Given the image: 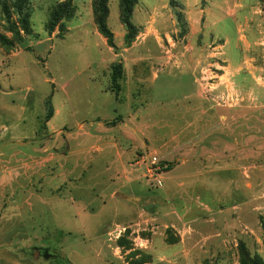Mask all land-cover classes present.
Here are the masks:
<instances>
[{
	"label": "rangeland",
	"instance_id": "rangeland-1",
	"mask_svg": "<svg viewBox=\"0 0 264 264\" xmlns=\"http://www.w3.org/2000/svg\"><path fill=\"white\" fill-rule=\"evenodd\" d=\"M27 1L0 42V264L264 261V0H138L129 45L109 0L116 49L92 0L52 33L62 0Z\"/></svg>",
	"mask_w": 264,
	"mask_h": 264
},
{
	"label": "trees",
	"instance_id": "trees-1",
	"mask_svg": "<svg viewBox=\"0 0 264 264\" xmlns=\"http://www.w3.org/2000/svg\"><path fill=\"white\" fill-rule=\"evenodd\" d=\"M138 0H118L119 17L121 23L124 25L126 32L124 34V42L129 45L133 37L138 32V28L131 21V16ZM109 0H92V15L98 32L105 38L109 47L116 49L113 31L107 23L109 15ZM27 0H13L12 8L17 14V21H10L8 11L7 30L11 33V37L0 33V42L7 47H13L16 42L22 38L21 32L29 34L31 32L29 22V12L27 11ZM75 5L73 0H62L57 3L51 10L48 20L45 22V29L48 33H52L57 27L60 32L66 30L64 21L69 20L75 14ZM122 75L121 62L112 65L111 82L112 87L116 92L119 90L118 80ZM48 118L51 116V111L47 114ZM239 262L240 264H264V261L257 254H251L247 247L241 242L238 245ZM144 259L131 260L130 264H143Z\"/></svg>",
	"mask_w": 264,
	"mask_h": 264
}]
</instances>
